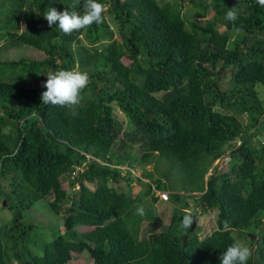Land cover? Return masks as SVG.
<instances>
[{
	"label": "trees",
	"instance_id": "16d2710c",
	"mask_svg": "<svg viewBox=\"0 0 264 264\" xmlns=\"http://www.w3.org/2000/svg\"><path fill=\"white\" fill-rule=\"evenodd\" d=\"M0 2V58L9 45L43 54L0 60V197L12 209L0 224V264H67L81 254L90 264H220L234 232L249 237L247 264H264V7L97 0L103 22L66 35L43 14L49 7L82 13L84 0L75 9L74 0ZM233 7L230 22L224 17ZM59 70L89 76L73 107L40 101L47 74ZM226 147L227 170L212 166ZM161 158L186 185L153 178L145 166ZM138 168L148 189L134 196L125 185L140 182ZM156 191L184 201L158 231L156 215L136 214L143 196L157 202ZM192 197L195 212L185 202ZM41 199L60 221L53 238L38 243L31 238L38 224L24 212ZM206 212L214 213L212 231L199 233ZM184 215L193 218L189 230L179 227ZM144 218L150 227L141 232Z\"/></svg>",
	"mask_w": 264,
	"mask_h": 264
},
{
	"label": "rangeland",
	"instance_id": "374dc122",
	"mask_svg": "<svg viewBox=\"0 0 264 264\" xmlns=\"http://www.w3.org/2000/svg\"><path fill=\"white\" fill-rule=\"evenodd\" d=\"M0 5L3 6V2H0ZM5 9V6L3 7ZM212 13H209V16H211ZM200 19V18H198ZM3 44V39L0 40V46L2 47ZM18 49V54L16 53V50ZM4 50V48H3ZM5 50L9 51L7 57H2L0 58V60H4L6 58L9 59H15L17 57H21L24 56L26 58L29 59H39L43 56V54L38 51L37 49L31 48V47H27V46H23V48H17V45H9L8 48H6ZM11 54V55H10ZM122 61L125 64H129L130 61L128 59H122ZM26 78V77H25ZM8 79V78H5ZM259 93L264 94V86H259L258 87ZM118 115V114H117ZM121 120L123 122H125L126 118L120 113L118 115ZM125 128L128 129L129 127L125 125ZM123 140L124 138L121 137ZM236 145H238L240 143V138L236 137ZM124 146L127 148V150L131 151L133 149V147L129 146L127 143H124ZM230 147H226L225 148V152L222 154V157L215 159V161L212 163V166L216 165L219 167V169L221 170H227L228 167V162L230 160V156H229V151H230ZM166 159L161 158L159 159L156 163H153V161H151L148 165H146L145 167L148 170H152L153 172V178L154 177H159L163 180V182H165L168 186L172 185V186H177L178 184L183 187L184 185H186V180L184 178V175L179 174V172H177V168L172 169L169 167V164L165 161ZM212 166L209 168L207 174L205 175V179L212 173ZM126 167V165L122 166L121 168L124 169ZM143 170L141 168L135 169L133 171V175L137 176L140 178V182H138L137 180H134V182H132L129 186L125 187L127 188V190L130 191V194L137 196L138 194L145 193V191H147L148 187L147 185L143 184L144 182L147 181V179H142V172ZM166 173L167 179L163 176V173ZM68 180L66 178V180L63 181V187L65 189H69L68 187ZM80 186L77 185L76 188H79ZM84 189L87 191V193H90V191H93V187L90 186H84ZM180 193H184V191H180ZM186 195H188V193H186ZM142 201H140L139 203H137V208L140 206H143V208L145 209V218H151V217H155L156 216L159 218L158 222L155 223V229L158 231L160 228H162L163 226L167 225L170 220H171V215L173 212V208L175 207H179L181 205H184V201H170V198L168 201H162L159 200L157 203H153L150 201V197L148 195L143 196ZM161 199V198H160ZM185 199V198H184ZM3 197H0V224L1 223H6L8 221H10V219L12 218V209H9L8 207H6V205H3ZM53 202V201H52ZM187 206H188V211L191 209V211L195 212L196 209V199L192 198H188L187 201L185 200ZM48 203L46 202L45 199H41L36 201L29 210L24 212L25 218H27L28 220L35 222L38 224V226H36L34 228V233L32 234L31 238L32 240H37V242H42L44 241H49L53 238L54 236V231L55 229L57 230L56 225L59 224L60 219L57 218V216L54 215V213H52L48 208H47ZM198 209V208H197ZM199 210V209H198ZM64 213V212H63ZM156 215V216H154ZM213 216L214 213L213 212H206L204 214L199 215L198 217V232L200 233H204V232H211L212 231V223H213ZM143 217V216H141ZM142 219L140 221V230L141 232H143L145 230V228L150 227V220L148 219ZM264 221V218H263ZM233 236L240 242H242L243 244H245L246 246H250L249 243V237L245 234H239L238 232H234ZM254 239V237H253ZM91 261L90 259L85 255V254H81V255H75L73 256L67 264H90Z\"/></svg>",
	"mask_w": 264,
	"mask_h": 264
},
{
	"label": "clouds",
	"instance_id": "9594fccd",
	"mask_svg": "<svg viewBox=\"0 0 264 264\" xmlns=\"http://www.w3.org/2000/svg\"><path fill=\"white\" fill-rule=\"evenodd\" d=\"M256 2L259 6L264 7V0H256ZM79 3L80 0H74L72 8L75 9ZM233 9L234 7L227 11L224 17L225 20L230 22L236 21L238 13ZM104 11L105 6L97 2V0H84L82 13L75 10L69 11L67 8L63 11H57L55 7H49L48 11L43 14V18L47 21L49 27L55 25L60 32L67 35L73 31L87 29L94 23H102ZM46 77L47 79L42 85L46 90L40 96V101L44 105L73 107L79 104L81 92L89 83L88 74L78 70L49 72ZM136 214L140 216L145 215L143 206L136 209ZM193 222L191 215H184L179 221V227L189 230ZM223 227L225 230L229 228L227 221L224 222ZM250 255V249L237 240L221 253L219 261L220 264H247Z\"/></svg>",
	"mask_w": 264,
	"mask_h": 264
},
{
	"label": "built area",
	"instance_id": "2783aa9c",
	"mask_svg": "<svg viewBox=\"0 0 264 264\" xmlns=\"http://www.w3.org/2000/svg\"><path fill=\"white\" fill-rule=\"evenodd\" d=\"M156 193L159 194L161 199L168 200V193L167 192H165V191H156ZM166 197H167V199H166Z\"/></svg>",
	"mask_w": 264,
	"mask_h": 264
},
{
	"label": "water",
	"instance_id": "95a60500",
	"mask_svg": "<svg viewBox=\"0 0 264 264\" xmlns=\"http://www.w3.org/2000/svg\"><path fill=\"white\" fill-rule=\"evenodd\" d=\"M187 199H188V198H186V201H187ZM5 204H6V201H5V200H3V205H5ZM253 237H254V236H253Z\"/></svg>",
	"mask_w": 264,
	"mask_h": 264
},
{
	"label": "crops",
	"instance_id": "0c3cea01",
	"mask_svg": "<svg viewBox=\"0 0 264 264\" xmlns=\"http://www.w3.org/2000/svg\"><path fill=\"white\" fill-rule=\"evenodd\" d=\"M159 200H160V199H157V202H158ZM157 202H156V203H157Z\"/></svg>",
	"mask_w": 264,
	"mask_h": 264
}]
</instances>
